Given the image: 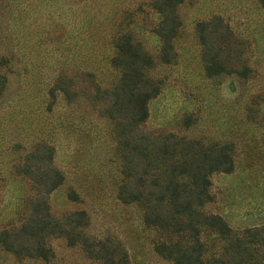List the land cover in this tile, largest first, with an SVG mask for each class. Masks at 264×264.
<instances>
[{"label": "rangeland", "instance_id": "1", "mask_svg": "<svg viewBox=\"0 0 264 264\" xmlns=\"http://www.w3.org/2000/svg\"><path fill=\"white\" fill-rule=\"evenodd\" d=\"M153 1L0 0V230L19 228L30 213L34 176L48 163L32 153L48 145L64 175L47 195L55 218L84 210L82 236L120 242L127 264H174L155 251L167 236L143 223L137 204L117 198L118 130L101 112L109 100L98 99L97 89L119 78L108 42L122 11H130V31L153 61L147 73L160 85L140 130L232 143L234 167L210 175L213 200L203 210L233 229L264 226V0H184L170 50L152 31L159 21ZM215 55L226 72L208 77L202 60ZM203 239L218 249L214 232ZM46 245L47 259L16 257L0 245V264H102L64 236L51 234Z\"/></svg>", "mask_w": 264, "mask_h": 264}, {"label": "trees", "instance_id": "2", "mask_svg": "<svg viewBox=\"0 0 264 264\" xmlns=\"http://www.w3.org/2000/svg\"><path fill=\"white\" fill-rule=\"evenodd\" d=\"M183 1L151 2L159 16L152 31L164 49L173 48L180 27L176 7ZM122 13L119 19H112L111 26L115 25L116 30L108 42L113 52L108 61L119 71V78L113 87L97 89L98 99L109 100L101 112L118 130L122 160L118 200L137 204L143 223L167 236L155 246V251L174 264H264V226L233 229L220 215L203 210L213 200L210 175L228 173L234 167L233 144H205L173 132L155 135L140 130L148 118V103L158 95L160 85L147 73L153 61L130 31V11ZM214 21L222 33H231L220 17ZM209 23L198 24L200 31ZM198 36L203 44L205 38L200 32ZM202 61L208 77L226 72L216 55L204 56ZM3 87L0 86V94ZM53 150L46 145L32 153V157L48 159L34 176L38 183L37 196L30 202V213L19 228L0 230V245L16 257L47 259L50 248L46 239L57 234L64 236L69 245L79 242L89 257L102 264H127V252L120 242L94 241L82 236L80 228L87 223L84 210L70 212L62 218L52 215L47 195L64 180L63 173L52 164ZM69 198L76 200V193ZM208 230L220 241L215 251H210L203 239Z\"/></svg>", "mask_w": 264, "mask_h": 264}]
</instances>
